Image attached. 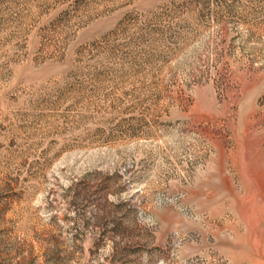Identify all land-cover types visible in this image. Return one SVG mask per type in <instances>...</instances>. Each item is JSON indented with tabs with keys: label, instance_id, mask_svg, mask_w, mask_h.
I'll return each instance as SVG.
<instances>
[{
	"label": "rangeland",
	"instance_id": "obj_1",
	"mask_svg": "<svg viewBox=\"0 0 264 264\" xmlns=\"http://www.w3.org/2000/svg\"><path fill=\"white\" fill-rule=\"evenodd\" d=\"M0 264H264V0H0Z\"/></svg>",
	"mask_w": 264,
	"mask_h": 264
}]
</instances>
